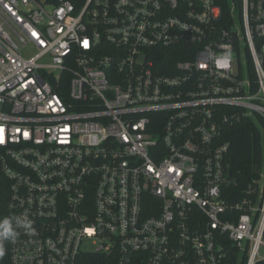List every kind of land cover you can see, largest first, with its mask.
<instances>
[{
	"label": "built area",
	"instance_id": "1",
	"mask_svg": "<svg viewBox=\"0 0 264 264\" xmlns=\"http://www.w3.org/2000/svg\"><path fill=\"white\" fill-rule=\"evenodd\" d=\"M243 120L264 0H0V264H264V169L240 192L224 141Z\"/></svg>",
	"mask_w": 264,
	"mask_h": 264
},
{
	"label": "trees",
	"instance_id": "2",
	"mask_svg": "<svg viewBox=\"0 0 264 264\" xmlns=\"http://www.w3.org/2000/svg\"><path fill=\"white\" fill-rule=\"evenodd\" d=\"M175 54H173L174 56ZM171 62L170 59H168ZM264 122L256 123L253 120H243L227 127L224 141L230 144L228 164L232 176L238 181V190L243 192L247 186L257 180L264 169V137L261 129ZM10 184L4 177L0 167V213L3 219L10 218L7 212ZM4 254L1 262H8V241L3 244ZM79 264H118L115 255L107 256L95 253L84 254Z\"/></svg>",
	"mask_w": 264,
	"mask_h": 264
},
{
	"label": "clouds",
	"instance_id": "3",
	"mask_svg": "<svg viewBox=\"0 0 264 264\" xmlns=\"http://www.w3.org/2000/svg\"><path fill=\"white\" fill-rule=\"evenodd\" d=\"M23 224L24 227L30 228V222L25 218L23 221L15 219V224ZM18 236V233L14 228V221L12 218H5L0 222V256L4 254L3 244L5 241L14 242Z\"/></svg>",
	"mask_w": 264,
	"mask_h": 264
},
{
	"label": "rangeland",
	"instance_id": "4",
	"mask_svg": "<svg viewBox=\"0 0 264 264\" xmlns=\"http://www.w3.org/2000/svg\"><path fill=\"white\" fill-rule=\"evenodd\" d=\"M86 248L89 249L90 251H92V250H95L96 246L94 244L90 243L86 246Z\"/></svg>",
	"mask_w": 264,
	"mask_h": 264
}]
</instances>
